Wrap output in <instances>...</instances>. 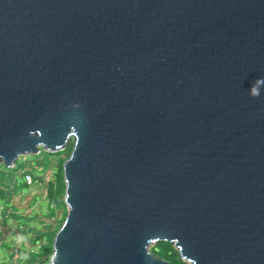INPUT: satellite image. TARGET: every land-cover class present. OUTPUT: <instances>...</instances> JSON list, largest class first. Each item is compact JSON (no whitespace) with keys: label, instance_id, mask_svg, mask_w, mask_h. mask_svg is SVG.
Listing matches in <instances>:
<instances>
[{"label":"water","instance_id":"obj_1","mask_svg":"<svg viewBox=\"0 0 264 264\" xmlns=\"http://www.w3.org/2000/svg\"><path fill=\"white\" fill-rule=\"evenodd\" d=\"M264 0H0V164L63 163L49 264H264Z\"/></svg>","mask_w":264,"mask_h":264},{"label":"crops","instance_id":"obj_2","mask_svg":"<svg viewBox=\"0 0 264 264\" xmlns=\"http://www.w3.org/2000/svg\"><path fill=\"white\" fill-rule=\"evenodd\" d=\"M34 185L20 193L19 188L25 185L19 176L0 178V264H46L49 260L44 254L39 260L38 255L46 234L56 232L66 215L64 202L54 205L62 185L54 190L52 184L53 195L46 181L43 189ZM56 210L61 217L53 221Z\"/></svg>","mask_w":264,"mask_h":264},{"label":"rangeland","instance_id":"obj_3","mask_svg":"<svg viewBox=\"0 0 264 264\" xmlns=\"http://www.w3.org/2000/svg\"><path fill=\"white\" fill-rule=\"evenodd\" d=\"M70 145L73 146V143L71 142ZM40 150L41 152L38 153L37 155L20 156L13 168H7L5 165L0 164V178L4 179L7 176H19L20 171L27 169L28 171H30V173L34 177L35 188L43 189L44 188V186L42 185L43 182H40L39 180H37V177H35L38 175V172L40 170V172L47 174L46 176H55L57 185L58 184L59 186L62 185V187L59 188L60 191L57 194L56 200L59 201V203H63L64 191H65V181H64V175H63V165L62 167L58 165L59 164L58 159L60 156L63 157L64 155L63 153H61L62 151L52 154V153L45 151L42 148ZM68 151H69L68 148L63 150L64 153H67ZM42 160H43V165H41L39 168L34 166V163L41 164ZM24 188L30 190L32 187L22 186L19 188L20 193L23 191ZM64 207L66 209V215L64 217L65 219L67 216L66 204H64ZM62 222L60 221V223ZM42 257H43V254L38 255L39 260L42 259Z\"/></svg>","mask_w":264,"mask_h":264},{"label":"trees","instance_id":"obj_4","mask_svg":"<svg viewBox=\"0 0 264 264\" xmlns=\"http://www.w3.org/2000/svg\"><path fill=\"white\" fill-rule=\"evenodd\" d=\"M72 147L73 146H71L69 144L67 146L69 151L67 153H64L63 151L61 152V153H63L64 156L63 157H61V156L59 157V159H58V163H59L58 165L59 166L62 167V165L65 162V160L68 159V157L71 154ZM37 180H39L40 182H44V180L41 179V178H37ZM49 191H50L49 193H51L52 195L54 194V191L52 189V184H51V187H50ZM62 223H60L59 228L61 227ZM55 233L56 232H50V233L46 234V237H47L46 241L42 245L41 253L44 254L48 259L50 258L51 253H52V244H53V238L55 236ZM150 251L153 254L157 255L158 257L171 262L172 264H187V263L183 262L180 259V256H179L178 252L176 251V249L171 244H168V243H165V242H160V243L156 244L155 246H153L150 249Z\"/></svg>","mask_w":264,"mask_h":264},{"label":"built area","instance_id":"obj_5","mask_svg":"<svg viewBox=\"0 0 264 264\" xmlns=\"http://www.w3.org/2000/svg\"><path fill=\"white\" fill-rule=\"evenodd\" d=\"M40 152H41V150H40ZM40 152H39V153H40ZM41 165H43V160H42L41 164H35V163H34V166L37 167V168H39ZM48 170H49V169H48ZM38 175H39V176H38ZM38 175L35 176V177L43 179L44 181L47 182V184H53V187H55L54 190L56 189V185H57V183H56L55 176H46L47 174H45V173H43V172H40V170H39V172H38ZM19 177L21 178V182H22V184H24V185L27 186V187L33 186V185L35 184V183H34V182H35V181H34V177H33L32 174L30 173V171H28L27 169H26V170H22V171H20V173H19ZM54 190H53V191H54ZM63 202H64V200H63ZM64 203H65V202H64ZM58 204H59V201L55 200V203H54L55 207H56ZM67 210H68V209H67ZM59 217H61V216L59 215V211L56 210L55 216L53 217V221H58V220H59ZM48 263H49V260L46 262V264H48ZM20 264H30V263H29V262H25V261H23V262H21Z\"/></svg>","mask_w":264,"mask_h":264},{"label":"clouds","instance_id":"obj_6","mask_svg":"<svg viewBox=\"0 0 264 264\" xmlns=\"http://www.w3.org/2000/svg\"><path fill=\"white\" fill-rule=\"evenodd\" d=\"M264 87V77L262 78H257L251 85L249 89V94L251 96L259 97L261 94V88Z\"/></svg>","mask_w":264,"mask_h":264}]
</instances>
